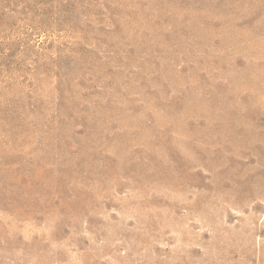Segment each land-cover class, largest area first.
<instances>
[{
	"label": "rangeland",
	"instance_id": "1",
	"mask_svg": "<svg viewBox=\"0 0 264 264\" xmlns=\"http://www.w3.org/2000/svg\"><path fill=\"white\" fill-rule=\"evenodd\" d=\"M0 264H264V0H0Z\"/></svg>",
	"mask_w": 264,
	"mask_h": 264
}]
</instances>
